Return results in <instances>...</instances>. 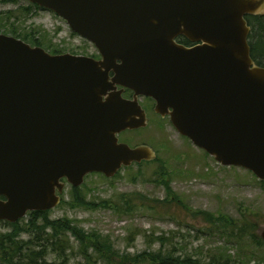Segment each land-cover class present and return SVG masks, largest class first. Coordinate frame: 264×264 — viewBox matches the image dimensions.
I'll use <instances>...</instances> for the list:
<instances>
[{
    "label": "water",
    "instance_id": "95a60500",
    "mask_svg": "<svg viewBox=\"0 0 264 264\" xmlns=\"http://www.w3.org/2000/svg\"><path fill=\"white\" fill-rule=\"evenodd\" d=\"M25 1L63 19L101 59L0 34V221L60 205L62 179L80 187L91 173L113 178L155 161L152 147L118 137L147 127L141 97L217 163L264 182V68L246 19L264 16V0Z\"/></svg>",
    "mask_w": 264,
    "mask_h": 264
},
{
    "label": "rangeland",
    "instance_id": "374dc122",
    "mask_svg": "<svg viewBox=\"0 0 264 264\" xmlns=\"http://www.w3.org/2000/svg\"><path fill=\"white\" fill-rule=\"evenodd\" d=\"M20 4L30 5L25 0ZM18 7L3 4L0 0V13ZM5 24L9 28L7 31L2 30L3 34L12 36L10 28H14L17 35L42 40L41 47L51 54L74 52L90 57L97 53L92 43L78 36L63 19L46 9L33 10L28 16L19 14L6 20ZM252 24L255 26L257 22L252 21ZM19 39L32 45L22 38ZM255 55L257 60L264 64V58L257 53ZM139 100L149 119L147 127L125 131L118 137L121 142L132 147L140 145L152 147L158 158L152 162L123 168L113 178H105L98 174L90 175L86 177L79 190L85 194L87 202L100 204L103 201H110L115 206L123 195H129L146 198L145 204L148 208L137 207L132 213L126 214L118 213L114 208L72 207L68 188L64 202L48 210L49 219H68L87 233L100 234L109 243L118 261H121L122 257L134 258L138 254L154 253L162 248L169 251L176 249L179 254H184L185 248V251L191 254L196 251L212 252L222 246L227 247L230 254L235 255L239 249L235 248L234 244L217 234L209 237L206 234V223L201 217L193 218L192 213L205 211L216 216L223 214L233 219H239L242 213L249 214L254 210L264 214V184L245 169L224 167L217 163L205 151L194 146L188 138L180 135L168 117L162 118L156 114L155 102L152 99L141 97ZM163 172L166 174L164 180L169 182L172 190L171 196L160 178ZM173 196L176 198L178 196L191 211L185 210L184 205L176 202L158 203ZM29 218L27 214L17 222H20L21 227L28 229ZM261 223L260 229L257 230L260 237L264 228V218ZM12 231L9 223L0 222V237ZM30 237V234L23 233L19 240L28 242ZM159 237L168 239L164 246L155 240ZM68 238L70 249L65 264H95L98 256L93 250L90 249L88 252L92 256V261L88 263L80 254V244L75 238L70 236ZM244 251L254 254L257 260H264V249L252 246L249 250L244 248ZM257 260H253L251 264H258ZM47 261L56 264L64 262L53 253H50Z\"/></svg>",
    "mask_w": 264,
    "mask_h": 264
},
{
    "label": "trees",
    "instance_id": "16d2710c",
    "mask_svg": "<svg viewBox=\"0 0 264 264\" xmlns=\"http://www.w3.org/2000/svg\"><path fill=\"white\" fill-rule=\"evenodd\" d=\"M22 0H2L3 4H12L13 6H19L17 9H11L0 13V34H3L2 30L7 31L9 28L6 24V20H10L13 17L24 14L28 16L32 14L33 10H39L37 5H22ZM252 32L249 35V44L251 47L252 58L258 64H261L255 55L264 58V16L261 17H247ZM252 21H256L257 24L253 26ZM11 35L15 38H22L30 42L33 46L41 47L42 40L30 38L29 36L17 35V31L14 28ZM184 43L189 42L184 38ZM59 54L62 52H53ZM264 66V64H262ZM143 163V162H142ZM161 173L160 178L162 183L166 187L169 196L172 194V190L169 186V182L164 180L166 174ZM106 178V177H105ZM264 184V182H262ZM80 188H74L71 192L72 207H103L114 208L118 213H132L135 208L142 207L148 208L145 204L146 198L139 196L123 195L120 201L114 206L110 201H103L100 204L95 202H87L85 194L82 193ZM158 202V201H156ZM176 202L184 205V209L191 211L187 205L180 201V199L173 196L166 201L158 202L159 204H167ZM148 203V202H146ZM154 209L155 207H149ZM28 229L21 227L20 222L9 223L12 226L13 231L1 235L0 237V264H56L47 261V257L50 253H53L59 259H63V264L67 262V252L70 249L68 245V236L75 238L80 244V254L90 263L92 256L88 254L89 250H93L98 259L94 261L95 264L103 261L109 264H251L253 260H257L254 254H249L244 251L249 250L254 246L256 249H264V241L257 234V230L262 225V218L264 214L258 210L242 213L239 219H233L226 215H213L205 211H194L192 213L193 218L201 217L206 223V234L211 237L216 234L220 237H225L235 248L239 249L235 255L230 254L227 247L219 246L215 251L204 253L202 251L187 253L184 248V254L178 253L176 249L171 251L164 250L163 248L157 252H144L138 254L136 257H122L121 261H118L116 255L113 253L111 246L106 242L100 234L87 233L85 230L78 227L72 221L68 219L64 220H51L48 216V211H33L29 212ZM22 220V219H21ZM20 221V220H19ZM41 221V222H40ZM201 231V230H199ZM23 233L30 234L28 242L21 241L19 238ZM162 246L168 239L164 237L156 238ZM258 264H264V260H257Z\"/></svg>",
    "mask_w": 264,
    "mask_h": 264
},
{
    "label": "flooded vegetation",
    "instance_id": "af4514ba",
    "mask_svg": "<svg viewBox=\"0 0 264 264\" xmlns=\"http://www.w3.org/2000/svg\"><path fill=\"white\" fill-rule=\"evenodd\" d=\"M247 17H253V16H247ZM247 17H246V18H247ZM255 17H261V16H255ZM247 21H248V19H247ZM248 24H249V26H250L249 21H248ZM250 28H251V26H250ZM251 32H252V28H251ZM251 32H250V33H251ZM177 41H178L180 44H183V45H186V46H191L190 43H188V44H185V43H184V37H180ZM66 53H67V52H66ZM66 53H59V54H66ZM69 54L79 55V56H87V55H85V54H79V53H74V52H73V53H69ZM88 56H89V55H88ZM251 56H252V55H251ZM90 57H93V58H95V59H97V60L101 59V57H100L98 51H97V53L91 55ZM253 60H254V59H253ZM254 62H255V60H254ZM255 64L258 65V66H260V67H263V68H264V66H263L262 64H258L257 62H255ZM111 75L113 76V73H111ZM120 88H121V87H118V89H120ZM133 96H134L133 91H131V90H129V89H124L123 97H124L125 99L131 100V99L133 98ZM145 98H147V97H145ZM150 99H151V98H150ZM152 100H153V99H152ZM153 101H154V100H153ZM168 118H169V117H168ZM133 165H134V164H133ZM93 174L103 175V174H101V173H91V174L87 175L86 177H88V176H90V175H93ZM103 176H104V175H103ZM86 177H85V179H86ZM104 177H105V176H104ZM61 182L64 183L63 193L61 194L62 202H64L65 194H66V191L68 190V188H70L69 192H71L74 188H80V187H75V186H73L71 183L68 182L67 179H62ZM82 185H83V184H82ZM69 192H68V193H69ZM2 199H4V198H2ZM4 200H5V199H4ZM62 202H61V203H62ZM0 222L10 223V222H8V221H0Z\"/></svg>",
    "mask_w": 264,
    "mask_h": 264
}]
</instances>
